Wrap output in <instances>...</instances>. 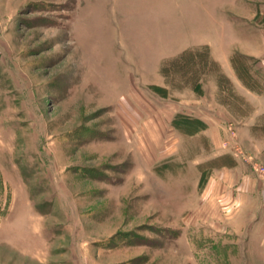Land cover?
<instances>
[{
  "label": "rangeland",
  "instance_id": "374dc122",
  "mask_svg": "<svg viewBox=\"0 0 264 264\" xmlns=\"http://www.w3.org/2000/svg\"><path fill=\"white\" fill-rule=\"evenodd\" d=\"M218 1L0 0V264H264L253 209L205 193L224 166L264 188L252 107L204 46L174 53L221 33ZM195 102L213 135L179 130Z\"/></svg>",
  "mask_w": 264,
  "mask_h": 264
},
{
  "label": "crops",
  "instance_id": "0c3cea01",
  "mask_svg": "<svg viewBox=\"0 0 264 264\" xmlns=\"http://www.w3.org/2000/svg\"><path fill=\"white\" fill-rule=\"evenodd\" d=\"M205 2L210 6L212 4V0H205ZM217 4L216 8L220 10L218 24L221 26V33L214 38H202L197 41L199 43L191 38H182L179 40L180 48L174 53L201 46L207 49L209 58L217 63L227 83L235 89V93L239 97L252 107L249 114H236V119L245 121L243 127L241 126L239 129L240 136L251 139L255 151L264 162V75L255 78L257 83L252 88L248 85L246 78L243 79L240 74L242 71L234 63V58L238 56L264 63V0H219ZM214 19L210 14L212 25L215 22ZM262 70L264 71V65ZM258 72L264 74L262 71ZM227 102H229L228 99L222 101L221 104L225 106ZM178 105L184 106L183 103ZM189 105L193 107L190 109V111L193 109L191 111L193 115L188 119L189 125H192L190 132H184L181 129L185 127V123L179 130L187 135L197 133L213 135L214 122L219 119L215 118V115L212 117L207 109L196 102ZM223 108L224 113L225 111L230 112L228 108ZM247 120H252V124L248 125ZM240 170V166H224V170L219 174L220 177L210 178L207 181L205 193L209 194L211 187L215 184L220 185L224 193L227 189L229 196L233 195L236 198L233 199L238 205H236V209L241 206H244L245 209L246 207L253 209V217L250 220L253 228H264V188L257 187L256 182L249 176L240 174Z\"/></svg>",
  "mask_w": 264,
  "mask_h": 264
}]
</instances>
